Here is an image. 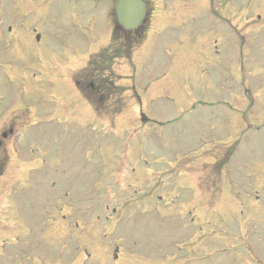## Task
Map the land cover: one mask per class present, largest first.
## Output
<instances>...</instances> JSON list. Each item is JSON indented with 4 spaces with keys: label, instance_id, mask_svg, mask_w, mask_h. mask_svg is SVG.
<instances>
[{
    "label": "rangeland",
    "instance_id": "1",
    "mask_svg": "<svg viewBox=\"0 0 264 264\" xmlns=\"http://www.w3.org/2000/svg\"><path fill=\"white\" fill-rule=\"evenodd\" d=\"M10 1L0 0L7 8L0 25V135L6 134L5 141L0 137V207L10 208L0 213V264H44L46 254L53 264L64 256L63 264L80 256L83 264H169L162 253L178 264H258L250 251L264 262V132L258 116L264 78L239 70V78L231 79L243 88L239 105L231 91L218 94L207 86L212 73L221 72L217 66L225 73L243 64L258 69L245 61L247 49L235 46H226L216 68L206 63L212 51L208 34H226L208 0H170L166 12L160 0H148L149 7H158L152 29L128 59L110 41L107 0H21L14 21L6 18ZM224 2L227 15L237 13L233 23L240 32L247 26L244 9L252 24L253 0ZM163 13L181 18L168 25ZM177 23L182 25L175 32L165 30ZM8 28L13 31L5 36ZM33 33L41 34L40 42ZM247 39L253 43L251 35ZM90 83L103 95L74 88ZM213 93L240 114L196 105L214 100ZM139 108L149 118L145 125ZM226 119V126L219 121ZM246 122L252 128L245 130ZM226 130L240 145L224 140L222 148L208 151L213 146L206 143L220 141ZM11 142L21 147L17 158ZM238 171L243 188L223 186V175ZM249 192L260 200L248 201ZM203 193L214 195L210 207Z\"/></svg>",
    "mask_w": 264,
    "mask_h": 264
},
{
    "label": "water",
    "instance_id": "2",
    "mask_svg": "<svg viewBox=\"0 0 264 264\" xmlns=\"http://www.w3.org/2000/svg\"><path fill=\"white\" fill-rule=\"evenodd\" d=\"M119 23L125 28H134L144 15V4L138 0H114Z\"/></svg>",
    "mask_w": 264,
    "mask_h": 264
},
{
    "label": "trees",
    "instance_id": "3",
    "mask_svg": "<svg viewBox=\"0 0 264 264\" xmlns=\"http://www.w3.org/2000/svg\"><path fill=\"white\" fill-rule=\"evenodd\" d=\"M140 36V34L137 32V37Z\"/></svg>",
    "mask_w": 264,
    "mask_h": 264
}]
</instances>
